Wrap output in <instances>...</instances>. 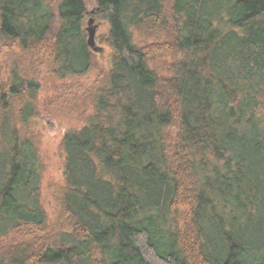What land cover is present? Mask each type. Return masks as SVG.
<instances>
[{"label": "trees", "instance_id": "trees-1", "mask_svg": "<svg viewBox=\"0 0 264 264\" xmlns=\"http://www.w3.org/2000/svg\"><path fill=\"white\" fill-rule=\"evenodd\" d=\"M94 2L113 53L87 90L88 121L62 138L71 225L0 264H264V0ZM88 10L0 0V51L83 76L96 62ZM161 54L176 57L162 76ZM18 67L0 83V239L48 222L40 157L11 120L41 85ZM19 109L24 129L37 109Z\"/></svg>", "mask_w": 264, "mask_h": 264}, {"label": "rangeland", "instance_id": "rangeland-1", "mask_svg": "<svg viewBox=\"0 0 264 264\" xmlns=\"http://www.w3.org/2000/svg\"><path fill=\"white\" fill-rule=\"evenodd\" d=\"M87 4L89 10L85 19L86 36H88L89 21L94 18L93 25L96 26L97 44L104 51L95 53L94 67L83 76L60 80L43 67L34 68L27 58L26 60L18 59L5 51H0V83L12 81L11 71L15 63H18L19 75L34 79L41 85L34 99H22L16 108L21 111L19 108L29 100L37 109L36 117L24 129L19 119L21 115L19 111H17L19 115H16V112L11 114V120L14 124L13 131L21 138L27 135L34 142L36 152L40 157L42 165L39 198L43 209L47 211L48 220L44 228L25 227L2 237L0 239V257L17 244L30 243L33 249H36L49 241L51 236L55 237L59 232L66 231L71 225L67 215L62 213L63 193L67 187L64 174L65 157L60 151L62 138L66 132L76 128L80 129L88 121L92 113V105L87 90L101 71L109 69L113 53L112 49L103 41L110 29L108 21L99 17L94 0H87ZM135 36L142 44L153 41L148 34L138 33ZM175 60L176 57L173 55L161 54L152 57L150 64L162 76L170 73ZM255 228L258 231L264 229L262 225H256Z\"/></svg>", "mask_w": 264, "mask_h": 264}, {"label": "water", "instance_id": "water-1", "mask_svg": "<svg viewBox=\"0 0 264 264\" xmlns=\"http://www.w3.org/2000/svg\"><path fill=\"white\" fill-rule=\"evenodd\" d=\"M94 22H95V19L92 18L88 24V28H87V30H88V36H87L88 46L90 49H92V51L102 53L104 51V49L97 44L96 26L93 25Z\"/></svg>", "mask_w": 264, "mask_h": 264}]
</instances>
